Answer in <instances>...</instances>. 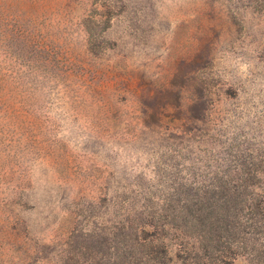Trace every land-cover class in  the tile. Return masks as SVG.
I'll list each match as a JSON object with an SVG mask.
<instances>
[{"label":"rangeland","instance_id":"rangeland-1","mask_svg":"<svg viewBox=\"0 0 264 264\" xmlns=\"http://www.w3.org/2000/svg\"><path fill=\"white\" fill-rule=\"evenodd\" d=\"M0 264H264V0H0Z\"/></svg>","mask_w":264,"mask_h":264},{"label":"trees","instance_id":"trees-1","mask_svg":"<svg viewBox=\"0 0 264 264\" xmlns=\"http://www.w3.org/2000/svg\"><path fill=\"white\" fill-rule=\"evenodd\" d=\"M208 218L207 214L204 215V218L203 220H196L194 221V223H190L191 225L189 226H186V225H182V227L180 228H177L176 230L183 236V238L186 239H189V238H193L196 242L194 245H193V248L190 246V244H188V242H186L184 245H183V248H184V251H189L191 249L193 250H198V244L200 242H202V238H203V235L202 234H205V231H203V229L205 228V226H207V224L205 223L206 219ZM198 232L199 235L197 238L195 237H192L193 236V232Z\"/></svg>","mask_w":264,"mask_h":264}]
</instances>
